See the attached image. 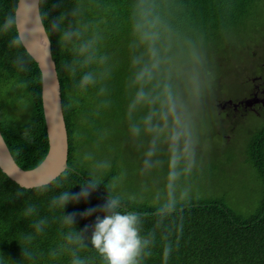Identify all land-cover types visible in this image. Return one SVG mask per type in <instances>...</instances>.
I'll use <instances>...</instances> for the list:
<instances>
[{
	"label": "trees",
	"instance_id": "1",
	"mask_svg": "<svg viewBox=\"0 0 264 264\" xmlns=\"http://www.w3.org/2000/svg\"><path fill=\"white\" fill-rule=\"evenodd\" d=\"M17 3L18 0H0V23L17 8ZM40 13L61 85L70 169L51 184L35 189L16 184L0 169V262L72 264L79 257L86 264H104L91 245V232L107 199L118 197L119 211L140 215L141 236L149 241L140 264H264V125L253 134L243 162L237 164L230 150L222 155V164L252 165L263 184L259 204L249 216L232 211L225 196L175 201L187 186L174 188L176 184L166 177L153 179L149 192L129 189L127 194L113 196L108 188L117 177L116 168L96 180L75 160L79 139L89 129H95L94 116L101 110L129 116V105L135 96L130 92L136 87L133 59L142 55L144 48L133 32L137 18L146 22L159 19L168 55L174 63L172 83L182 104L204 101L196 87V75L201 73L205 82H214L206 102H216L208 108L216 107L220 112L217 105L226 97L229 70L233 79L239 73L242 76L245 66L238 63L256 64L260 61L258 56L264 54V0H41ZM61 15V28L54 30L53 21ZM69 25L79 35L67 41L63 30ZM15 34L13 30H0V131L16 163L24 170H32L44 161L49 150L42 75L24 46L10 47ZM89 40L94 41L92 47L82 53L80 45ZM222 52L224 58H220ZM18 56L24 60L23 71L13 65ZM200 63L203 73L198 70ZM236 68L239 73L234 71ZM88 72L95 75V83L81 86V78ZM149 86L153 95L159 92L158 81ZM14 92L30 108V115L24 120L4 116L5 106L14 110L19 106L16 100L4 103L3 98H13ZM188 110L193 112L197 108L190 106ZM144 114L147 113L139 107L131 116ZM132 124L125 123L128 137L136 139L130 131ZM191 124L205 126L206 118H194ZM232 175L230 182L240 180L239 173ZM92 182L96 187L86 199L66 205L54 203L63 193L74 196ZM158 187L166 190L163 204L143 202L150 198L147 193ZM90 209L95 212L84 216ZM73 215L75 220L69 223L66 218Z\"/></svg>",
	"mask_w": 264,
	"mask_h": 264
},
{
	"label": "rangeland",
	"instance_id": "2",
	"mask_svg": "<svg viewBox=\"0 0 264 264\" xmlns=\"http://www.w3.org/2000/svg\"><path fill=\"white\" fill-rule=\"evenodd\" d=\"M142 51L144 53L145 49L143 48ZM224 54L222 52L220 58H224ZM263 56H258V58ZM249 63L251 62L247 61L245 64L239 62L238 64L246 67ZM198 70L204 72L203 64L200 63ZM196 76L198 78L196 87H198V93L204 101H195L191 105H183L191 133L194 149L192 160L194 162L190 163L189 158L185 155V159L181 162L178 174L175 177L169 174V153H165L169 150V146L166 140H161L156 155L153 157V166L147 168L144 161L152 144L151 134L143 132L136 139L128 137L129 131H127L125 123H140L145 116H123L125 115L123 112L113 110H101L98 115L94 116L95 129H89L87 134L83 135L78 141L76 163L87 169L91 177L96 180L106 177L113 168H116L118 170L117 177L108 188L109 193L113 196L127 194L129 189L138 192H149L153 179L166 177L168 181L176 184L174 188L187 186L177 195L175 201L181 198L201 200L204 197L215 199V197L225 196L228 199L227 205L232 211L249 216L259 204L263 184L252 165L238 166L234 163L232 166H228L222 164L224 162L222 155L225 151L230 150L236 156L237 164L243 162L246 147L251 142L253 134L260 127L254 121L247 122L246 118L242 119V125L239 129L232 130L229 136L230 142L226 144L227 141L222 136L229 133L227 121L219 115L216 107H212V110L208 108L209 105L215 106L216 100L210 101L209 104L206 102L208 93L214 88V82H205L203 79L204 74L201 76V73H198ZM232 76H234L233 72L229 70V80L224 89L226 95L223 98L224 101L229 97H241L243 94L240 78L235 81ZM145 87L146 90H150L149 85ZM135 92L136 87L130 94H135ZM3 100L6 104L13 100H16L19 104L16 110L5 106L3 113L6 118H17L16 120L20 121L30 115V108L19 98L17 92H14L13 98L6 97ZM190 106H195L197 111L190 112L188 110ZM140 107L143 109V113H148L153 105L145 104ZM202 115L206 118L205 126L191 124V120L194 118L201 119ZM219 121L221 123L213 128L212 125ZM75 167L78 169L77 166ZM235 172L240 174V180L237 181L236 179L233 183L229 179L234 176L232 174ZM171 188L173 189V187H169V189ZM165 191V189L158 187L153 193H147L150 198L144 199L143 202L149 201L153 206H160L166 198L164 197Z\"/></svg>",
	"mask_w": 264,
	"mask_h": 264
},
{
	"label": "clouds",
	"instance_id": "3",
	"mask_svg": "<svg viewBox=\"0 0 264 264\" xmlns=\"http://www.w3.org/2000/svg\"><path fill=\"white\" fill-rule=\"evenodd\" d=\"M20 2L21 0H18V7L6 15L3 22L0 23V30L15 31L16 34L10 41V47L15 49H20L25 45V36L19 31L21 20L32 14V7L27 3V0H23L25 4L23 9L19 7ZM63 20V15L54 20L53 29L59 30ZM133 32L137 36L139 44L144 46L145 51L142 55L133 59V65L136 67L133 78L136 92L129 105V116L131 117L132 113L145 104H151L153 107L140 123L134 122L131 125L130 131L134 137H139L143 132L150 133L152 136V144L144 161L147 168L153 166V157L156 155L161 140L167 141L169 146V174L175 177L178 174L181 162L185 159V155L189 158L190 163L194 162L192 160L194 149L186 113L177 89L172 83L174 63L168 55L164 32L158 18L152 22L137 18L133 24ZM78 35L79 31L70 25L63 30V37L67 41ZM93 43V40L82 43L80 51L87 53ZM90 58L88 57V59ZM13 65L18 71H23V58L18 56L13 61ZM95 79V75L88 72L81 78L80 84L81 86H88L95 83ZM154 81H158L159 86V92L155 95L146 90L145 87ZM219 102L223 103V100ZM223 118L227 121L229 133L222 137L226 139V144H228L230 133H232V130L239 129V127L234 128L231 120L225 119V116ZM95 187L96 184L92 182L83 186L81 192L74 196L69 192H65L54 203L66 205L73 200L86 199ZM119 208L120 199L118 197L107 199L102 206L103 214L96 216L90 237L91 245L102 257L104 264H140V257L149 244V241L141 236V217L136 212L119 211ZM28 211L30 212L31 209ZM94 212L95 209H90L83 215L89 216ZM66 219L71 223L75 220V216ZM69 239L79 240L80 237L69 236ZM72 264H86V262L79 257H75Z\"/></svg>",
	"mask_w": 264,
	"mask_h": 264
},
{
	"label": "water",
	"instance_id": "4",
	"mask_svg": "<svg viewBox=\"0 0 264 264\" xmlns=\"http://www.w3.org/2000/svg\"><path fill=\"white\" fill-rule=\"evenodd\" d=\"M40 2L27 0L32 7V14L22 18L19 31L25 36L24 48L37 63L42 75V106L49 142L46 158L32 170L22 169L13 158L0 131V169L10 180L26 189L47 186L70 169L61 85L52 55V44L40 13ZM19 7H25L23 0Z\"/></svg>",
	"mask_w": 264,
	"mask_h": 264
},
{
	"label": "flooded vegetation",
	"instance_id": "5",
	"mask_svg": "<svg viewBox=\"0 0 264 264\" xmlns=\"http://www.w3.org/2000/svg\"><path fill=\"white\" fill-rule=\"evenodd\" d=\"M261 43L263 46L264 39H261ZM259 59L260 61L256 64L249 63L244 68L242 76L239 73V67L234 69L239 73L234 80L240 78V84L243 87L241 97H229L217 105L221 110L219 114L231 120L234 128L240 127L243 123L242 119L245 118L247 122H256L259 127L264 125V56Z\"/></svg>",
	"mask_w": 264,
	"mask_h": 264
}]
</instances>
